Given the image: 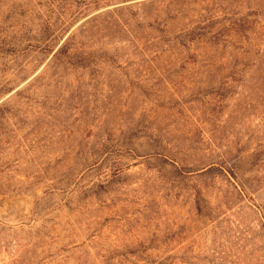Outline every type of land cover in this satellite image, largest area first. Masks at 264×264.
<instances>
[{
    "label": "rangeland",
    "instance_id": "1",
    "mask_svg": "<svg viewBox=\"0 0 264 264\" xmlns=\"http://www.w3.org/2000/svg\"><path fill=\"white\" fill-rule=\"evenodd\" d=\"M0 264H264V0H0Z\"/></svg>",
    "mask_w": 264,
    "mask_h": 264
},
{
    "label": "trees",
    "instance_id": "2",
    "mask_svg": "<svg viewBox=\"0 0 264 264\" xmlns=\"http://www.w3.org/2000/svg\"><path fill=\"white\" fill-rule=\"evenodd\" d=\"M214 46H218V44L217 43H215L214 44ZM215 64H218V66H220V71H222V69H223V67H224V63H223V57H220V59H218V63H217V61L215 62Z\"/></svg>",
    "mask_w": 264,
    "mask_h": 264
}]
</instances>
